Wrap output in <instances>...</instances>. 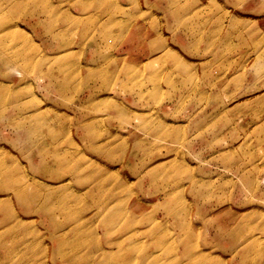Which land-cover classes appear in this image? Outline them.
Returning <instances> with one entry per match:
<instances>
[{
	"label": "rangeland",
	"instance_id": "obj_1",
	"mask_svg": "<svg viewBox=\"0 0 264 264\" xmlns=\"http://www.w3.org/2000/svg\"><path fill=\"white\" fill-rule=\"evenodd\" d=\"M0 264H264V0H0Z\"/></svg>",
	"mask_w": 264,
	"mask_h": 264
},
{
	"label": "bare ground",
	"instance_id": "obj_2",
	"mask_svg": "<svg viewBox=\"0 0 264 264\" xmlns=\"http://www.w3.org/2000/svg\"><path fill=\"white\" fill-rule=\"evenodd\" d=\"M6 182H7V180H6ZM15 189H16V197L17 198L22 199V198L27 197L25 195V192L28 189L26 186H24V185H18V186L15 187Z\"/></svg>",
	"mask_w": 264,
	"mask_h": 264
}]
</instances>
